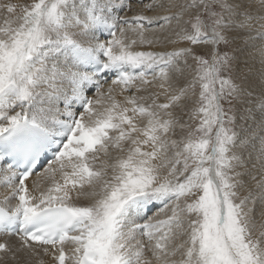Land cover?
Listing matches in <instances>:
<instances>
[{
    "label": "snow or ice",
    "instance_id": "obj_1",
    "mask_svg": "<svg viewBox=\"0 0 264 264\" xmlns=\"http://www.w3.org/2000/svg\"><path fill=\"white\" fill-rule=\"evenodd\" d=\"M0 188V264H264V0H0Z\"/></svg>",
    "mask_w": 264,
    "mask_h": 264
},
{
    "label": "bare ground",
    "instance_id": "obj_2",
    "mask_svg": "<svg viewBox=\"0 0 264 264\" xmlns=\"http://www.w3.org/2000/svg\"><path fill=\"white\" fill-rule=\"evenodd\" d=\"M13 2L24 4V3H31L32 0H13ZM132 14H134V13H129V15H132ZM148 14H152V13H148ZM3 191H4V189L0 188V193H3ZM0 198H2V196H0Z\"/></svg>",
    "mask_w": 264,
    "mask_h": 264
}]
</instances>
